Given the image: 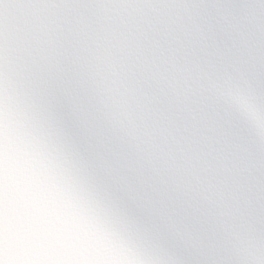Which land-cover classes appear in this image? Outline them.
<instances>
[{
    "label": "clouds",
    "instance_id": "obj_1",
    "mask_svg": "<svg viewBox=\"0 0 264 264\" xmlns=\"http://www.w3.org/2000/svg\"><path fill=\"white\" fill-rule=\"evenodd\" d=\"M0 264H264V0H0Z\"/></svg>",
    "mask_w": 264,
    "mask_h": 264
}]
</instances>
